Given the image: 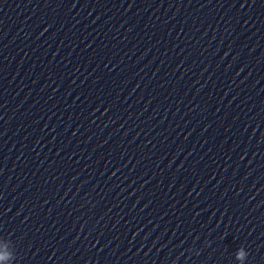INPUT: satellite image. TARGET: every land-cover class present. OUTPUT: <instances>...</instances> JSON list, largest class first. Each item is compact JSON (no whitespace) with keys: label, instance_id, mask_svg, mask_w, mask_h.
Instances as JSON below:
<instances>
[{"label":"clouds","instance_id":"1","mask_svg":"<svg viewBox=\"0 0 264 264\" xmlns=\"http://www.w3.org/2000/svg\"><path fill=\"white\" fill-rule=\"evenodd\" d=\"M246 256V253L243 249H240L237 251V259L238 260H243Z\"/></svg>","mask_w":264,"mask_h":264}]
</instances>
